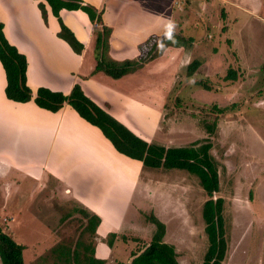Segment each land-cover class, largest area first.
Listing matches in <instances>:
<instances>
[{
    "label": "rangeland",
    "instance_id": "obj_1",
    "mask_svg": "<svg viewBox=\"0 0 264 264\" xmlns=\"http://www.w3.org/2000/svg\"><path fill=\"white\" fill-rule=\"evenodd\" d=\"M181 1L182 10L174 8L169 35L192 39L196 51L191 57L217 60V66L200 65L186 77V66L193 61L189 58L172 91L165 93L164 107L152 111L158 113L153 119L155 135H171L174 148L190 147L195 141L197 147L210 145L208 157L219 179L214 199L223 201L226 252L221 264H264V110L258 108L264 101V0H176L178 5ZM229 71L234 79L227 77ZM160 75L157 83H170L167 74ZM201 83L211 91H204ZM3 169L0 162V222L8 219L9 235L24 247V264H55L52 250L59 245L74 250L86 223L84 215H96L91 208L101 205V189L87 185L80 197L64 200L52 188L57 185L55 177L42 188L38 184L42 182L18 177L16 169ZM127 177L108 200L110 207H122V216L118 208L115 214L111 211L97 236L84 234L85 244L103 248L95 255L105 264H128L132 252L152 240L154 217L163 224V240L174 247L179 264H203L209 239L202 210L208 197L199 177L143 165L135 182ZM7 182H13L9 197ZM105 208L108 212V203ZM120 219L117 233H112L111 224ZM111 234L119 237L114 247L108 245ZM121 237L127 240L122 242Z\"/></svg>",
    "mask_w": 264,
    "mask_h": 264
},
{
    "label": "crops",
    "instance_id": "obj_2",
    "mask_svg": "<svg viewBox=\"0 0 264 264\" xmlns=\"http://www.w3.org/2000/svg\"><path fill=\"white\" fill-rule=\"evenodd\" d=\"M81 1L82 5H90L96 10L100 22H91L82 10L59 11L62 24L82 45L80 54H77L58 37L60 22L46 1L0 0V23L4 37L26 58L27 87L34 95L39 88L68 95L78 85L88 99L136 137L165 149L174 148L171 147L175 142L171 135L156 136L157 122L153 119L158 113L152 111L164 107L165 93L172 91L173 81H176L183 65L189 62L191 52L196 51L195 46L185 49L169 45L141 68L120 79H112L102 72L94 74L97 63L94 50L97 32L102 27H108L111 30L108 39L111 60L122 62L140 58L143 55L141 46L157 39L160 41L167 35L169 24H173L174 8L182 10V1L180 5L176 0ZM38 3L44 5L46 20ZM192 60L209 68L217 66L214 59L196 57ZM163 72L170 78V83H157L155 78ZM5 87V73L0 63V162L5 165L3 170L16 169L18 177L26 176L42 182L38 183L42 188L55 177L57 185L52 188L64 200L75 195L80 197L79 191L87 185L90 189H101L100 207L91 208L100 219L95 233L97 236L110 212L117 213L118 206L110 207L108 200L123 188L119 185L129 179L127 176L135 182L142 163L118 153L98 128L82 119L70 106L65 104L53 113L37 107L33 101L17 103L6 98ZM260 103L263 105L264 101L261 100L258 107L264 110ZM15 133H19L20 137H16ZM11 141H15L17 146L13 144L11 147ZM23 143H27V147H22ZM193 145L197 147L199 144L195 141ZM98 169H101L100 173ZM12 186L13 182L4 184L7 197ZM118 213L122 216V207L118 208ZM121 220L111 224L114 227L112 233H117L115 224ZM99 251L104 249L94 252ZM95 257L104 260L102 256Z\"/></svg>",
    "mask_w": 264,
    "mask_h": 264
},
{
    "label": "trees",
    "instance_id": "obj_3",
    "mask_svg": "<svg viewBox=\"0 0 264 264\" xmlns=\"http://www.w3.org/2000/svg\"><path fill=\"white\" fill-rule=\"evenodd\" d=\"M51 8L52 14L60 22V33L58 37L68 43L71 49L80 54L82 45L74 38L73 34L62 24L59 18V11L62 9L73 11L82 10L85 12L91 22H100V15L90 5H82L81 0H44ZM38 7L44 20L46 12L44 5L38 3ZM111 30L108 27H102L96 35V46L94 55L96 67L94 74L102 72L112 79H120L126 74L132 73L142 67L144 63L152 60L159 55L164 48L171 45L174 47H184L188 49L191 46L192 39H182L178 35H165L154 42H148L142 47V56L136 60H127L117 62L107 57L108 39ZM151 40V39H150ZM153 40V39H152ZM146 55V56H144ZM0 63L3 67L6 87L5 96L8 100L17 103H27L33 101L34 104L44 110L56 113L65 104L70 106L82 119L98 128L102 135L110 141L115 150L134 160L140 161L143 166L148 168H166L185 170L196 174L203 186L204 192L208 197L203 205L202 216L205 222V232L209 239V248L205 253L203 264H221L225 258L226 242L224 240L223 226V201L214 199V194L218 192V173L216 168L209 160L208 151L210 145L195 147H178L163 148L160 146L148 144L136 137L124 125L111 117L105 111L96 106L88 99L81 88L75 85L68 95L59 92H52L48 89L39 88L35 95L26 85V58L18 53L4 37L3 25L0 23ZM199 61H192L186 67L187 77L191 76L200 66ZM228 78H235L232 71L228 72ZM200 86L207 91L211 89L205 84ZM209 128L208 133H212ZM85 225L81 229V235L75 243L73 251L67 246H57L52 253L55 256V264H105L104 260L95 257L93 245L85 244L83 241L84 234L88 233L94 236L100 219L96 215L85 214ZM4 221H8L5 219ZM5 223L0 222V262L1 264H24L23 250L24 247L18 245L13 237L9 235V229ZM156 227V232L152 240L136 251L132 256L148 247L132 262V264H179L176 250L172 245L164 242L165 228L158 220L151 218ZM8 224V223H7ZM116 234H111L108 242L112 247ZM121 240H127L121 237Z\"/></svg>",
    "mask_w": 264,
    "mask_h": 264
},
{
    "label": "water",
    "instance_id": "obj_4",
    "mask_svg": "<svg viewBox=\"0 0 264 264\" xmlns=\"http://www.w3.org/2000/svg\"><path fill=\"white\" fill-rule=\"evenodd\" d=\"M148 246H146L143 250H141L138 254L132 256L130 259H129V262L128 264H132V262L134 261V259H136Z\"/></svg>",
    "mask_w": 264,
    "mask_h": 264
},
{
    "label": "clouds",
    "instance_id": "obj_5",
    "mask_svg": "<svg viewBox=\"0 0 264 264\" xmlns=\"http://www.w3.org/2000/svg\"><path fill=\"white\" fill-rule=\"evenodd\" d=\"M169 28H172L173 27V25H171V24H169V26H168Z\"/></svg>",
    "mask_w": 264,
    "mask_h": 264
}]
</instances>
